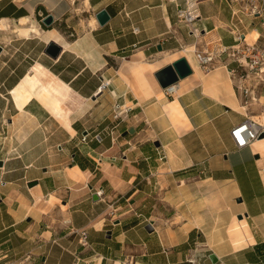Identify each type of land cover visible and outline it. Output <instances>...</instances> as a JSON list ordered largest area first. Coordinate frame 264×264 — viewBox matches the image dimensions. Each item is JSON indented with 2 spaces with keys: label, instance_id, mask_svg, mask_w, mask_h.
Segmentation results:
<instances>
[{
  "label": "crops",
  "instance_id": "0c3cea01",
  "mask_svg": "<svg viewBox=\"0 0 264 264\" xmlns=\"http://www.w3.org/2000/svg\"><path fill=\"white\" fill-rule=\"evenodd\" d=\"M176 4L0 0V264H264V138L236 149L230 137L246 118L263 121L264 88L245 83L243 96L217 54L237 36L264 45V0L252 16L233 0H199L195 35ZM23 18L39 36L15 35ZM8 46L25 65L8 66ZM194 49L214 55L213 70ZM181 57L192 75L166 98L155 74ZM35 65L68 87L62 103L32 90L13 103Z\"/></svg>",
  "mask_w": 264,
  "mask_h": 264
},
{
  "label": "built area",
  "instance_id": "2783aa9c",
  "mask_svg": "<svg viewBox=\"0 0 264 264\" xmlns=\"http://www.w3.org/2000/svg\"><path fill=\"white\" fill-rule=\"evenodd\" d=\"M172 1L174 2L175 0ZM182 2L183 6L176 4L177 23L184 25L189 29L192 35H195L196 29H193L192 26L198 16L196 6L199 0H182ZM243 11H247L250 16L259 13L258 7L253 4V0H248V5L243 7ZM43 18L42 14H39L40 21ZM262 25L264 26V23H262ZM181 50L187 52V49L183 47H181ZM192 52L196 59L197 66L202 72L208 73L213 70V54L205 51H196L195 49ZM217 54L218 56L224 55L228 61L235 65L232 73L243 81V85L237 86L236 89L240 91L243 96H249L251 93L249 87H246L245 83L253 85L254 88H264V45L248 44L237 36L234 45L229 47L220 46ZM108 86L109 81L101 82L95 94L101 93ZM162 92L164 97L173 98L176 94V84L164 88ZM249 99L250 101H255L252 97ZM262 110L264 116V105ZM114 116L116 117V114ZM261 135H263L264 138V118L262 122L246 118L245 121L234 126L230 131V137L236 149L249 147L258 140ZM97 139L99 140V138ZM81 141L85 143L87 141V135L83 136ZM101 195V190L95 191V196H97V198ZM76 234L79 236L80 244L85 247L86 231L82 230L76 232Z\"/></svg>",
  "mask_w": 264,
  "mask_h": 264
},
{
  "label": "bare ground",
  "instance_id": "6f19581e",
  "mask_svg": "<svg viewBox=\"0 0 264 264\" xmlns=\"http://www.w3.org/2000/svg\"><path fill=\"white\" fill-rule=\"evenodd\" d=\"M5 28L6 25L3 22H1L0 29H5ZM12 30L16 36L21 38H29L31 35L34 36L40 35V31L38 30V28L32 22H30L28 18H23L17 21V24L13 26ZM29 73L31 74L33 79L38 83V87L36 89L37 95L47 96L49 100L53 102L54 105L56 104L58 105L62 103L64 99V95L68 90V87L66 85L59 82V80L54 79L52 77L53 75L47 76L45 69H43L40 65H35L32 69H30ZM19 86H22V88L20 89L21 90L20 93H18L17 87L13 89V93H12L14 97L18 95V98L16 100L17 105H21V103L23 102L22 100L24 93L23 89H25L24 81H20ZM259 140L262 139H258L256 141Z\"/></svg>",
  "mask_w": 264,
  "mask_h": 264
},
{
  "label": "water",
  "instance_id": "95a60500",
  "mask_svg": "<svg viewBox=\"0 0 264 264\" xmlns=\"http://www.w3.org/2000/svg\"><path fill=\"white\" fill-rule=\"evenodd\" d=\"M95 19L100 27L104 26L109 21V16L105 10H101L95 15ZM45 27H50L53 24V16L48 14L42 21ZM160 50V48H158ZM2 52V48L0 47V53ZM60 52V47L53 42L48 43L44 49V54L51 59H56ZM192 75V69L188 64L187 60L184 57H181L174 61L172 64L164 67L160 71L155 74V78L159 84V86L164 89L168 86L177 84L180 80L185 79L186 77ZM259 139H263V135L259 137ZM157 145V144H155ZM3 166L2 161H0V168ZM36 183L29 184V187L34 186ZM96 199V196L93 197ZM240 202V201H238ZM238 219H241V216H238ZM145 230L148 233L153 232V228L151 224H148L145 227ZM109 235V233H108ZM210 259L215 262V257L213 255L210 256Z\"/></svg>",
  "mask_w": 264,
  "mask_h": 264
},
{
  "label": "rangeland",
  "instance_id": "374dc122",
  "mask_svg": "<svg viewBox=\"0 0 264 264\" xmlns=\"http://www.w3.org/2000/svg\"><path fill=\"white\" fill-rule=\"evenodd\" d=\"M234 1V3H241V4H244V6H246V5H248V0H233ZM14 39H18V37L17 38H14ZM20 40H17V41H15V42H13L12 44H11V46L12 45H14L15 44V46H16V48H18L19 47V45L24 41L23 39H21V38H19ZM29 39H33L32 37L31 38H29ZM11 46H8L7 47V55H5V58H4V61H6V59H11L10 61H9V63H8V66H17V65H19V67H21V65H25V63H23V62H21V59H22V56L21 55H19V53L18 52H16L17 54H13L14 53V49H12V47ZM19 50H21V48L19 47L18 48ZM0 67H2V65L0 64ZM7 66H4L3 67V69H2V72H6V68ZM24 86L26 87L25 89H23L24 91H27V90H29V91H31V93H33V92H36V89H37V87H38V83L32 78V77H29V78H26V80H25V83H24ZM22 88V86H19V85H17V89H18V93H20V89ZM10 94V97H11V99H12V96L11 95H13V94H11V93H9ZM13 98L14 99H12V101H13V103L15 104V105H17L16 104V100H17V98H18V95L16 96V97H14V95H13ZM18 106V105H17ZM256 120V119H255ZM4 122V124L6 123V121L4 120L3 121Z\"/></svg>",
  "mask_w": 264,
  "mask_h": 264
}]
</instances>
